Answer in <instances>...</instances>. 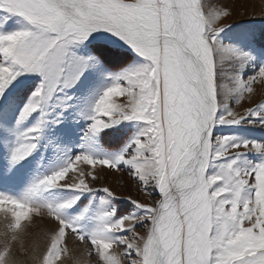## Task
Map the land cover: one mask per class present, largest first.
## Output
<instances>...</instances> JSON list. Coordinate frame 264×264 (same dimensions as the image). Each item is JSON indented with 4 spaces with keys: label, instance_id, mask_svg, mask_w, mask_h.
<instances>
[{
    "label": "snow or ice",
    "instance_id": "1",
    "mask_svg": "<svg viewBox=\"0 0 264 264\" xmlns=\"http://www.w3.org/2000/svg\"><path fill=\"white\" fill-rule=\"evenodd\" d=\"M237 19L223 0H0V111L14 88H28L18 76H41L20 120L57 85L71 87L85 71L103 68L104 58L122 43L144 58L140 67L112 77L93 106L88 131L95 134L132 119L145 121V130L115 159L80 154L56 171L64 186L91 191L87 180L99 178L96 165L111 173L124 172L118 167L123 164L137 192L148 197L122 195L137 211L115 220L101 214L91 234L75 226L66 229L88 241L89 255L94 252L100 264H264V209L256 206L257 197L264 198V162L241 169L229 159L216 174H206L213 157L245 150L264 154V144L209 135L214 123L256 118L264 126V99L249 103L242 113L233 107L249 101L257 85L264 87V65L247 79L242 78L243 63L228 70L229 62L247 53L220 43L217 36ZM8 24L18 27L7 30ZM85 40L93 54L74 55L70 46ZM38 130L39 125L23 135L13 161L29 155L35 147L27 142L29 133ZM81 164L89 166L87 179L68 185ZM103 191L118 196L110 187ZM156 193L159 198L152 199Z\"/></svg>",
    "mask_w": 264,
    "mask_h": 264
},
{
    "label": "rangeland",
    "instance_id": "2",
    "mask_svg": "<svg viewBox=\"0 0 264 264\" xmlns=\"http://www.w3.org/2000/svg\"><path fill=\"white\" fill-rule=\"evenodd\" d=\"M223 3L231 9V17L238 19L224 27L217 39L237 52L247 53L237 63L229 62L231 67L228 69L235 70L238 63H243L242 78L247 79L264 65V16L260 15L264 11V0H223ZM210 6L220 8L216 4ZM221 19L228 22L223 17ZM15 27L18 26L6 25L7 30ZM70 50L82 58L93 54L86 40L73 42ZM143 63L144 58L122 43L114 54L104 58L103 68L85 71L71 87L57 85L48 99L41 101L40 107L24 120L19 119L20 111L41 83V76L25 73L16 78L25 81L28 88L23 91L14 88L9 102L0 111V197H7L0 198V264H100L94 252L89 255L93 249L89 248L88 241H82L74 231L66 229L75 226L79 231L91 234L101 214L110 213L111 219L115 220L136 212V206L122 196L128 192L133 197L139 195L140 199L148 200L145 194L137 192L127 174L129 169L123 164L118 167L124 172L111 173L107 169L101 171V166L96 165L99 178L87 180L93 188L91 191L64 186L62 178H56V171L66 167L76 155L115 159L145 130V121L132 119L120 120L95 134L88 131L93 106L103 89L112 83V77L134 70ZM256 87L257 91L249 101L233 105L236 112L242 113L243 107L250 106L249 103L264 99V87ZM223 111L220 109L216 117ZM250 119L251 122L245 119L238 124L214 123L210 138H227L231 143L254 141L264 144V126L258 119ZM37 125L38 132L29 133L27 139L35 147L22 160L13 161V150L22 142L23 135ZM229 159L236 160L235 167L250 169L264 162V154L245 150L229 158L213 157L208 161L206 174H216ZM79 166L82 167L79 175L73 170L68 185L87 179L89 166ZM41 184L51 187H39ZM104 187H110L118 196L109 195L103 191ZM158 198V193L152 197ZM73 200L76 202L70 208L61 207ZM256 206L264 209V198L258 196ZM100 246L103 248L104 243L101 242ZM115 251L119 252V249Z\"/></svg>",
    "mask_w": 264,
    "mask_h": 264
}]
</instances>
